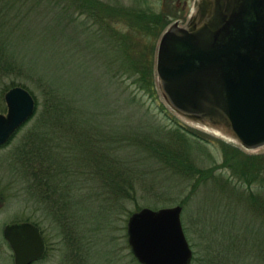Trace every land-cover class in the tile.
<instances>
[{"label": "rangeland", "instance_id": "obj_1", "mask_svg": "<svg viewBox=\"0 0 264 264\" xmlns=\"http://www.w3.org/2000/svg\"><path fill=\"white\" fill-rule=\"evenodd\" d=\"M9 1L23 13L30 11L24 23L31 45L22 52L16 50L15 57L39 64L24 76L5 80L0 105L4 103L6 112L0 114H7L2 91L12 84L24 85L39 107L27 125L0 147V264H14L3 230L15 222H30L41 229L47 253L35 264H139L128 243L130 215L138 207L174 206L183 208L182 225L194 252L192 264H264V147L246 150L234 135L189 121L169 107L160 89L156 73L160 39L175 22L187 26L197 0H96L129 11L151 10L168 23L154 41V37L136 35L123 19L112 25L115 32H105L75 13L69 53L60 40L39 36L48 24L56 25L61 1ZM9 12L14 24L19 23L17 11ZM95 30L100 31L101 40L89 44L97 51L94 60L86 55L90 66L84 75L77 69L81 60L77 46L94 39ZM112 34L116 36L113 41L131 35L130 40L149 53L150 45H156L154 73L164 106L158 108L145 91H138L130 69L121 68L127 62L120 52H114ZM108 44L110 51L104 47ZM103 50L115 61L108 72ZM48 86L55 89L52 96L59 95L66 103L54 114L50 113L54 109L51 102L46 104ZM133 98L136 102L129 103ZM127 131L135 139H144L142 133L148 131L147 140H142L146 147L142 142L128 145L123 138ZM109 132L114 135L106 138ZM222 144L229 145L236 156L263 157L262 167L251 172L231 168L229 163L238 158L225 156ZM22 145L59 156L69 173L59 167L58 160L48 158L40 162L36 177L33 168L18 165ZM98 155L103 158L101 167L91 164L90 168L89 160ZM52 164L57 180L49 183L50 177L46 180L43 173ZM124 169L129 181L136 183L134 199H122L117 193L120 178L116 175Z\"/></svg>", "mask_w": 264, "mask_h": 264}, {"label": "water", "instance_id": "obj_2", "mask_svg": "<svg viewBox=\"0 0 264 264\" xmlns=\"http://www.w3.org/2000/svg\"><path fill=\"white\" fill-rule=\"evenodd\" d=\"M156 72L169 107L191 122L234 135L246 150L264 147V0H202L199 21L175 23L163 34ZM0 147L35 114L36 101L22 87L5 94ZM181 206L144 208L128 221L131 251L140 264H192ZM3 235L14 264L43 260L40 228L8 224Z\"/></svg>", "mask_w": 264, "mask_h": 264}, {"label": "trees", "instance_id": "obj_3", "mask_svg": "<svg viewBox=\"0 0 264 264\" xmlns=\"http://www.w3.org/2000/svg\"><path fill=\"white\" fill-rule=\"evenodd\" d=\"M5 1L2 6H0V87H2L5 83V80L12 79L13 77H17V75L24 76V74L27 73L28 70L34 71L37 67L36 64H39L37 61H20L15 57L16 50H25L29 47L30 40L27 35L29 34V27H27L24 23V18L28 17V13L30 11H27L23 13L21 7L15 5L14 3L11 4V1L9 0H0V3ZM61 1L62 5H59L58 8H60L59 11V17L58 21H56V25H47V28H45V31L39 35L43 38H48L51 40H60V44L62 49H64L67 53L71 51L72 42H73V36L75 37V28L72 26L74 25L75 17L74 14L77 13L79 16H85V20H91L93 22V25L101 26L102 29L110 32H115L113 30L112 25L115 22L120 21L123 19V21L130 26L129 28H132L134 33L136 35H145L147 37H150L154 41H156L161 33L162 29L166 25L167 18H162L157 16V14L151 10H145V11H135V10H127L125 7L115 6L110 3H104L101 1L96 0H58ZM6 9V10H5ZM11 11L14 13L17 11V15L15 17V20H19L20 22L17 24H14V18H10L9 14ZM32 23V21H30ZM90 27V26H88ZM33 30V29H32ZM95 38L90 39L87 41V44L81 45L78 44L80 49L78 50V53L80 54V62L78 63V70L84 72V75L88 73L89 68V60L87 59L86 55L91 56L94 60V53H96L97 49L90 46L91 42L100 41V31H93ZM116 37L114 34L110 35L111 41H113V38ZM123 38L117 39V41H113L115 44V53L118 51L121 55H123L126 59L127 64L126 66H121V68L124 69H130V75H134V84L137 86L138 91L146 92V94L149 96V98L153 101L154 104L158 108H161L164 106L163 102L160 100V95L158 92V89L156 87V76L154 73V65L155 61H153V57L156 51V45L151 44L150 46V53L149 50H143L141 46H138L134 41L132 42L130 39H132L131 35H124ZM27 38V39H26ZM130 41H127V40ZM116 42V43H115ZM119 42V43H118ZM118 43V44H117ZM90 44V45H89ZM31 45V44H30ZM89 45V46H88ZM104 46V45H103ZM107 51L112 50L111 45L104 46ZM88 51V52H87ZM104 53V67L106 64V71H111L113 69V63L115 61L110 60L111 55H109V52H106L103 50ZM132 54V55H131ZM100 61V62H103ZM89 65V66H88ZM86 72V73H85ZM82 83H84L83 80L80 79ZM19 85L12 84L10 88L7 90L2 91V94H5L9 89L17 87ZM25 88V86H21ZM49 92L47 91V99L46 104L48 106L47 102H51L53 105V110L50 111L51 114L56 113L55 109H60L62 106H64L66 103L65 101L61 100L59 95L57 97L52 96L54 94V88L52 86L47 87ZM32 94V93H31ZM33 95V94H32ZM84 97V95H83ZM35 98V96H34ZM84 99V98H83ZM36 100V98H35ZM136 102V99L133 98L129 101V103ZM37 107L38 101L36 100ZM40 105V104H39ZM57 105V106H56ZM59 112L60 110H56ZM0 112H6V108L4 103L0 105ZM57 118V117H55ZM51 119V118H48ZM27 125V124H26ZM24 125V126H26ZM35 129L39 128L38 125L34 126ZM149 132L143 131L142 136L144 139L147 140L146 137H148ZM86 132L82 135L85 136ZM106 138H111L114 134L109 132L105 134ZM124 140L127 142L128 145L133 144L136 142V144H141L142 142L143 146L145 142L142 140L144 139H135V135H132L129 131L124 133L123 136ZM113 139V137H112ZM111 140V139H110ZM222 147L226 155L234 156L235 158H238L237 162L229 163V166L231 168H238L239 171L246 170L248 172H251L256 166L262 167V162L259 157L256 156H249L246 154L241 153L242 156H236L230 152V146L226 144H222ZM149 151L150 145H149ZM41 150V149H40ZM39 148L34 150H29L26 145H22L21 149L19 151V158L17 160L18 165L21 164L24 168H33L32 171H34V174L36 177L38 176L37 172L38 170H41L42 165H39L40 162L46 161V159L50 158V160H58V162L61 163L62 159L58 156L57 158L53 154L48 155L51 152H47V154H41V151ZM163 154V153H159ZM167 156V154H165ZM227 159V157H226ZM264 159V158H263ZM103 163V158L99 155L94 158V161L89 160L88 165L91 168V164L94 167H101V164ZM258 163V164H257ZM43 164V162H42ZM53 165V164H52ZM48 169L43 173L44 178L47 180L49 178L50 180L56 181V173H53L52 167H55V165L47 166ZM61 169L68 171L64 166L63 163L59 166ZM51 169V170H50ZM66 171H63L64 173H67ZM85 173V172H84ZM120 175H116L117 178H120L116 183L118 184V195L125 200L128 199H134L135 196V182L129 181V174L126 171V169L119 172ZM62 175V172L60 173ZM64 179H60V184L64 185ZM141 208L138 207L137 211H139Z\"/></svg>", "mask_w": 264, "mask_h": 264}, {"label": "flooded vegetation", "instance_id": "obj_4", "mask_svg": "<svg viewBox=\"0 0 264 264\" xmlns=\"http://www.w3.org/2000/svg\"><path fill=\"white\" fill-rule=\"evenodd\" d=\"M201 1H202V0H197V1L194 3V6H195V8H196V11H195V13L191 16L190 20H191L192 18H195L197 22L199 21V6H200V4H201Z\"/></svg>", "mask_w": 264, "mask_h": 264}]
</instances>
